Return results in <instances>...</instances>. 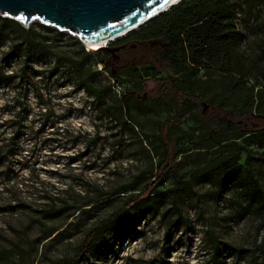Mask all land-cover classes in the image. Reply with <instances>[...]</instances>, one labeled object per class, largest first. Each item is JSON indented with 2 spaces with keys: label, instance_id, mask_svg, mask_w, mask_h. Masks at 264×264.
Segmentation results:
<instances>
[{
  "label": "rangeland",
  "instance_id": "1",
  "mask_svg": "<svg viewBox=\"0 0 264 264\" xmlns=\"http://www.w3.org/2000/svg\"><path fill=\"white\" fill-rule=\"evenodd\" d=\"M235 9L230 53L190 79L204 112L170 131L173 112L150 98L155 82L142 77L151 43L108 56L39 22L27 40L18 22L0 18V264L80 255L75 264H211L207 232L221 242L222 264H264V220L245 211L229 180L239 153L238 164L249 159L264 188V132L245 135L213 113L264 117V0ZM167 132L179 138L182 185L168 172L141 200ZM131 196L136 204L82 254L87 236Z\"/></svg>",
  "mask_w": 264,
  "mask_h": 264
},
{
  "label": "trees",
  "instance_id": "2",
  "mask_svg": "<svg viewBox=\"0 0 264 264\" xmlns=\"http://www.w3.org/2000/svg\"><path fill=\"white\" fill-rule=\"evenodd\" d=\"M241 1L243 0H182L137 31L111 44L112 46L128 44L141 47L151 43L149 50L141 54L145 58L141 64L142 77L152 78L155 82L150 98L156 104L173 112L171 120L165 123L169 126V131L187 122L194 115L204 112L205 102L193 92L190 79L197 76L206 62L226 57L230 53L236 31L235 6ZM2 21L5 25L14 23L13 20L4 19ZM20 30L27 40L32 38L33 31L22 27ZM153 43L156 44L153 45ZM24 44L27 51L32 49L31 43L25 41ZM106 55L111 56L109 53ZM74 67L77 74L82 73L81 64H75ZM132 71L140 76L141 72L137 66H133ZM53 74L55 75V72ZM81 88L92 95L89 87L82 84ZM213 113L217 119L237 125L245 135L264 132V117L254 115L252 112L231 114L219 107ZM166 137L164 159L158 164L156 174L154 172L149 174L154 181L143 193L138 194L141 200L149 199L150 195L156 191L159 182L164 181L168 172L172 173L180 186L182 185L178 180L174 158L178 151L179 138L171 132H167ZM215 147L229 148L219 142H215ZM234 155L236 167L229 173V180L236 184L244 201L245 211L264 220V188L257 179L250 160L246 159L245 165L240 166L238 164L239 153H234ZM146 174L142 173L136 180L142 179ZM178 195L177 193L176 197ZM134 197L131 196L125 206L111 215L102 227L95 229L87 236L82 254L94 245L99 235L125 217L128 207L132 208L136 204L131 201ZM178 216H182L181 212ZM206 235L211 251L209 255L211 264H222L224 256L219 238L210 232ZM80 256L60 261L57 264H75L81 259Z\"/></svg>",
  "mask_w": 264,
  "mask_h": 264
},
{
  "label": "water",
  "instance_id": "3",
  "mask_svg": "<svg viewBox=\"0 0 264 264\" xmlns=\"http://www.w3.org/2000/svg\"><path fill=\"white\" fill-rule=\"evenodd\" d=\"M181 1V0H180ZM179 1V2H180ZM173 0H0V18L27 29L39 22L68 32L88 47L113 43L178 4ZM156 43H153V45ZM104 46L98 50H109Z\"/></svg>",
  "mask_w": 264,
  "mask_h": 264
},
{
  "label": "flooded vegetation",
  "instance_id": "4",
  "mask_svg": "<svg viewBox=\"0 0 264 264\" xmlns=\"http://www.w3.org/2000/svg\"><path fill=\"white\" fill-rule=\"evenodd\" d=\"M144 45V44H143ZM129 45L128 44H117V45H113L110 47L109 50H106L107 53L109 54H115L114 51L119 50L120 52L124 51ZM135 46V45H134ZM146 46V45H144Z\"/></svg>",
  "mask_w": 264,
  "mask_h": 264
},
{
  "label": "bare ground",
  "instance_id": "5",
  "mask_svg": "<svg viewBox=\"0 0 264 264\" xmlns=\"http://www.w3.org/2000/svg\"><path fill=\"white\" fill-rule=\"evenodd\" d=\"M179 1L180 0H176V3L179 2ZM108 44L109 43H99V44H96V45L88 46L87 49L95 51V50H98L101 47L107 46Z\"/></svg>",
  "mask_w": 264,
  "mask_h": 264
},
{
  "label": "snow or ice",
  "instance_id": "6",
  "mask_svg": "<svg viewBox=\"0 0 264 264\" xmlns=\"http://www.w3.org/2000/svg\"><path fill=\"white\" fill-rule=\"evenodd\" d=\"M173 2H175V0H173Z\"/></svg>",
  "mask_w": 264,
  "mask_h": 264
}]
</instances>
